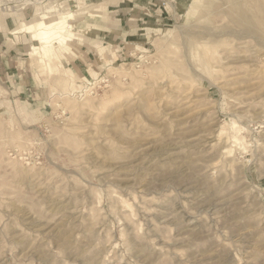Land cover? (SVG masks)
Listing matches in <instances>:
<instances>
[{
    "label": "rangeland",
    "instance_id": "obj_1",
    "mask_svg": "<svg viewBox=\"0 0 264 264\" xmlns=\"http://www.w3.org/2000/svg\"><path fill=\"white\" fill-rule=\"evenodd\" d=\"M92 1L0 0L6 40L71 26L0 97V264H264V0H157L123 43Z\"/></svg>",
    "mask_w": 264,
    "mask_h": 264
},
{
    "label": "crops",
    "instance_id": "obj_2",
    "mask_svg": "<svg viewBox=\"0 0 264 264\" xmlns=\"http://www.w3.org/2000/svg\"><path fill=\"white\" fill-rule=\"evenodd\" d=\"M157 3V0H93L95 12L93 15L89 14L85 20L92 17L98 24L97 31L101 36H97V40L111 38L121 40L123 43L138 39L144 30L143 26L147 25L148 13L152 14V11H155L152 7L157 8ZM14 32L11 33L14 39L11 40L4 37L7 33L0 34V97L22 100L24 96L30 95L33 103L37 101V97H41L45 88L44 79L42 80L34 66L36 61H32L31 57L36 42L28 33ZM74 49L76 56L74 58L70 56V62L64 60L65 64L74 70L90 66L92 52L81 44L75 45Z\"/></svg>",
    "mask_w": 264,
    "mask_h": 264
},
{
    "label": "bare ground",
    "instance_id": "obj_3",
    "mask_svg": "<svg viewBox=\"0 0 264 264\" xmlns=\"http://www.w3.org/2000/svg\"><path fill=\"white\" fill-rule=\"evenodd\" d=\"M45 19L46 18L44 17L35 25H29L25 28H21V31L24 30L30 33L35 41H41L47 45L52 44V41L55 40L54 44L67 46L70 41V35L68 34L67 28H71V26H66L64 20L62 19L60 21L58 20V22H47Z\"/></svg>",
    "mask_w": 264,
    "mask_h": 264
}]
</instances>
